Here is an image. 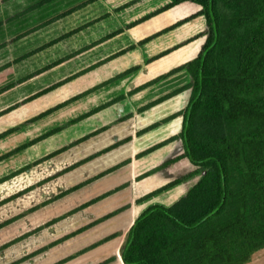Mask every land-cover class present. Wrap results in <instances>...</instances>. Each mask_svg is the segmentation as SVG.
I'll list each match as a JSON object with an SVG mask.
<instances>
[{"label": "rangeland", "instance_id": "374dc122", "mask_svg": "<svg viewBox=\"0 0 264 264\" xmlns=\"http://www.w3.org/2000/svg\"><path fill=\"white\" fill-rule=\"evenodd\" d=\"M167 7L0 0V264H123L141 214L160 206L193 217L211 205L214 185H204V172L191 177L197 169L178 137L192 94L181 67L209 27L200 8ZM149 81L145 93L130 94ZM52 107L58 111L40 116ZM194 126L230 140L249 130L204 108ZM176 158L180 168L163 167ZM237 177L229 167L231 187Z\"/></svg>", "mask_w": 264, "mask_h": 264}, {"label": "trees", "instance_id": "16d2710c", "mask_svg": "<svg viewBox=\"0 0 264 264\" xmlns=\"http://www.w3.org/2000/svg\"><path fill=\"white\" fill-rule=\"evenodd\" d=\"M167 1L168 9L200 8L209 27L194 56L181 67L191 77L187 87L192 94L178 137L184 157L197 169L191 177L204 172L203 183L214 185L215 196L209 207L193 217L160 206L141 214L130 230L121 259L123 264H246L264 249V98H255L264 92V0ZM62 18L50 17L44 26ZM145 19L135 20L132 26ZM161 35L157 33L143 42ZM68 37H59L37 51ZM59 63L62 61L52 67ZM52 67H45L43 73ZM68 82L62 80L32 98L54 92ZM147 86H151L150 81L136 86L130 94L139 96L151 88ZM58 107L40 116H51ZM203 108L249 130L234 140L202 133L194 125L197 112ZM13 131L9 129L7 134ZM163 167L180 168V158ZM229 167L238 174L232 187Z\"/></svg>", "mask_w": 264, "mask_h": 264}, {"label": "crops", "instance_id": "0c3cea01", "mask_svg": "<svg viewBox=\"0 0 264 264\" xmlns=\"http://www.w3.org/2000/svg\"><path fill=\"white\" fill-rule=\"evenodd\" d=\"M246 264H264V249L256 252Z\"/></svg>", "mask_w": 264, "mask_h": 264}]
</instances>
